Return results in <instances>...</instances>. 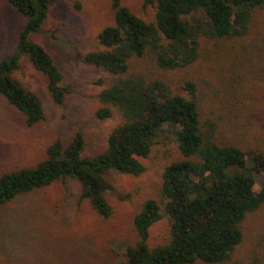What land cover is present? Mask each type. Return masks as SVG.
I'll return each instance as SVG.
<instances>
[{"label": "trees", "instance_id": "obj_1", "mask_svg": "<svg viewBox=\"0 0 264 264\" xmlns=\"http://www.w3.org/2000/svg\"><path fill=\"white\" fill-rule=\"evenodd\" d=\"M3 1L23 24L14 51L0 57V98L22 116L26 127H32L44 120V113L39 98L12 76L21 56L44 78L53 104L62 105L69 92L49 54L29 38L55 0ZM109 1L112 24L99 31L96 49L81 61L104 76L96 81L102 89L95 97L98 107L93 116L102 121L116 114L119 124L99 154L84 156V135L75 131L66 146L59 140L50 143L34 166L0 174V208L54 182L73 179L80 185L79 199H87L106 219L111 209L104 194L112 190L106 177L140 175L144 168L139 159L150 154L164 127H173L174 157L160 175V195L170 220L168 242L147 247L148 230L161 214L156 201L145 200L132 219L137 243L125 247L124 262L113 264H264L263 232L253 235L245 256L235 254L244 241V220L264 206V183L258 192L252 189L254 174L264 173V151L244 146L239 126L255 123L264 129V110L253 114L240 95H233L237 90L224 94L213 86L221 113L212 118L200 115L196 82L183 74L174 77L199 57H218L219 49L212 57L200 52L202 38L232 41L248 35L253 13L264 0H143L155 7L150 21L134 16L119 0ZM143 59L154 73L140 70L138 61ZM242 113L247 124L238 120ZM252 153L257 159L249 168L246 160Z\"/></svg>", "mask_w": 264, "mask_h": 264}, {"label": "rangeland", "instance_id": "obj_2", "mask_svg": "<svg viewBox=\"0 0 264 264\" xmlns=\"http://www.w3.org/2000/svg\"><path fill=\"white\" fill-rule=\"evenodd\" d=\"M137 18L150 21L153 5L143 0H119ZM23 19L0 0V57L14 51L17 32ZM112 24L109 0H55L42 26L30 34L51 57L61 74V85L68 89L63 104L52 103L45 89L44 78L35 72L24 57L12 74L21 86L33 92L42 105L44 120L26 127L20 114L0 98V174L23 167H32L45 157L46 147L54 140L68 144L75 131L84 135V156H94L105 148L107 135L119 124V118L97 120L96 95L104 78L100 70L82 63V56L96 49V35ZM219 49L218 57L212 51ZM200 52L212 58L199 57L194 64L174 77L186 75L197 84L200 115L214 117L220 110L212 96L216 86L224 94L229 89L240 95L253 114L264 110L260 94L264 91V4L253 13L248 35L232 41L200 40ZM142 71L155 72L148 60L138 61ZM264 95V94H263ZM242 110V108L240 107ZM239 122L244 120L243 113ZM234 118V115H233ZM243 119V120H241ZM238 122V121H237ZM239 124V123H238ZM241 142L264 151V129L255 123L240 125ZM173 127H164L154 139L150 154L139 159L144 170L138 176L111 173L106 177L112 190L104 198L111 215L100 218L87 199H79L80 185L73 179L22 195L0 208V264H113L125 261L126 246H134L137 237L132 219L145 200L159 205L161 219L148 230L147 247L151 250L168 242L170 220L164 213L165 199L160 195V175L174 157ZM250 153V152H249ZM252 153L246 160L253 167ZM253 160V161H252ZM264 183V173L254 174L253 191ZM244 241L236 255L245 256L253 245V235L264 233V206L249 214L243 223ZM234 254V255H235Z\"/></svg>", "mask_w": 264, "mask_h": 264}]
</instances>
